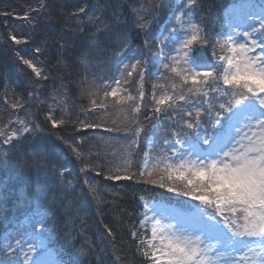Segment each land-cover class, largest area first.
<instances>
[{"label": "trees", "instance_id": "trees-1", "mask_svg": "<svg viewBox=\"0 0 264 264\" xmlns=\"http://www.w3.org/2000/svg\"><path fill=\"white\" fill-rule=\"evenodd\" d=\"M18 1L22 3V13L14 7L16 0L0 3V38L24 41L17 44L16 56L34 64L41 78L35 82V132L10 144L6 157L0 158V233L2 223L23 216L36 190L43 185L45 197L40 202L46 211L47 241L61 264H149L138 243L144 237V200L171 203L180 196L146 183L150 178L146 174L141 177L140 171L157 124H167L185 113L168 108L157 115L151 77L143 76L144 96L139 112L129 123L118 124L111 115L99 112V107L89 111L92 98L88 83L94 68L117 65L124 45L140 57L151 48L157 53L159 35L174 11V0H164L154 9L146 31L139 29L140 21L132 18L139 0ZM237 1L195 0L197 25L207 38L206 47L193 52L198 62L214 63V46L225 39V12ZM31 8L35 14L25 17V11ZM23 17L28 21L18 26L16 19ZM89 18L96 24H90ZM152 70L151 66L147 73L150 75ZM7 91L23 103L29 101L21 78L0 47V96ZM56 95L63 102L59 109H53ZM188 99L193 104L190 117H195V104L204 103L203 97ZM221 99L226 103L228 97ZM209 109L200 108V118L207 137L213 138L223 126H217L214 118L224 121L228 113L217 102ZM61 120L64 123L52 127V122ZM137 128L141 129L139 135ZM128 132L133 136V146L123 169H119L121 161L114 156L119 155L118 147L126 139L121 133ZM107 133H111L109 139L113 135L120 138L116 141L120 146L98 143L96 138ZM72 148L80 153L79 158ZM117 175H128L129 179L117 180ZM44 176L48 181L42 184ZM106 176L113 178L105 179Z\"/></svg>", "mask_w": 264, "mask_h": 264}, {"label": "snow or ice", "instance_id": "snow-or-ice-1", "mask_svg": "<svg viewBox=\"0 0 264 264\" xmlns=\"http://www.w3.org/2000/svg\"><path fill=\"white\" fill-rule=\"evenodd\" d=\"M194 3L195 0H188L187 6L191 7ZM153 10L143 5L135 10L140 21L137 26L142 31L148 29L150 16L146 19L140 12L149 15ZM176 19L181 21L184 34L175 37L173 54L168 55L166 58L169 62L162 65L168 73L162 79H175L169 84L171 92L164 91L160 96L154 94L155 113L159 115L168 108H175L178 102L192 103L189 96H201L204 104L209 105V93H214L228 97L226 103H219L218 107L230 114L227 117L230 121L229 131L235 129L237 136L228 139L223 147L197 159H190L192 153L188 150H185L187 154L173 151L159 159H149L145 154V166L140 176L147 174L150 179L146 183L187 197L202 208L193 214V223L188 228L179 229L165 218L149 216L146 211L141 224L148 222L147 236L141 237L138 242L142 245L140 251L151 264H220L225 257L228 258L226 264H264V111H260L264 110V16L249 23L250 30L233 31L219 41L213 49L214 63L207 65L193 57L196 48L207 45L203 30L191 21L184 27L180 15ZM10 39L15 44L24 43L14 37ZM21 63L27 65L37 78H41L40 70L28 60L22 59ZM125 68L129 78L136 73L142 81L144 68L139 60ZM120 83L117 78L116 86L106 85L111 90L104 91L99 97V104L92 100L89 111L108 107L105 100L111 98L116 106L133 102L131 111L138 113L137 97L127 94V89L121 88ZM154 87L164 89L165 85L160 83ZM121 92L126 94L121 95ZM143 96L141 84L139 98ZM185 115L191 116L192 113L186 111ZM201 115V111L196 109L195 123L185 122L184 127H198V117ZM48 119L51 122V116ZM20 123L23 125L24 122ZM61 123L64 121L52 122V127L56 128ZM28 131L27 127L22 128V133ZM140 131L137 128L136 134L139 135ZM2 135L4 132L0 129ZM16 138L14 133L9 132L5 142ZM176 142L182 143L179 139ZM204 142L208 143L207 140ZM72 151L79 158L80 153L75 148ZM154 174L158 179H151ZM115 179H129V176L117 175ZM205 209H211V212ZM221 222L226 232L221 230ZM24 240L29 242L26 249H21L22 255L18 259L28 264L38 245L30 238L22 237L15 241V248H20ZM245 240L257 242L259 249L245 243ZM222 247L231 248L232 251H221ZM14 250L9 247L7 251L10 253Z\"/></svg>", "mask_w": 264, "mask_h": 264}, {"label": "rangeland", "instance_id": "rangeland-1", "mask_svg": "<svg viewBox=\"0 0 264 264\" xmlns=\"http://www.w3.org/2000/svg\"><path fill=\"white\" fill-rule=\"evenodd\" d=\"M2 1L5 2L6 0H0V3ZM162 1L164 0H139V6L137 9H140L142 5L155 9L162 3ZM13 3L15 9L19 13H22L23 9L21 1L16 0V2ZM187 4L188 0H174V11L159 35V48H157V53L154 48H151L143 52V55L140 57V54H137L133 50H128V48L124 45L120 48V60L117 65L113 67L105 65L96 69L94 68L95 73L90 76L88 83L89 94L92 100H96V103L99 104V97L103 95L104 91L111 90V87L106 88L105 86H116L115 81L117 78H119L121 82L120 87L127 89V94L137 97L135 103H138L139 106H141V101L143 98H139V92L141 90V82L144 81L145 78L140 81V77L136 73H134L133 76L129 78L127 76V69L125 68L126 65L130 66L137 60L141 62V65L145 70V75L143 76H148L149 78L151 77L150 80L152 81V86L156 96L162 95L164 91L171 92L169 84L170 81L174 80L175 78L168 77V79H162V77L168 76V73L164 71L162 65L164 63H168L169 61L166 57L173 54V49L176 46L175 37H182L184 34L181 30V21H178L176 17L178 15L182 17L184 27H187L188 21L197 24L195 4H193L191 7H188ZM153 13L154 10L149 15H145L144 12H140V15L145 16V18H149V16H151ZM29 14H35L33 8H31L29 11H25L24 16L26 17ZM261 16H264V0H238L236 3H233L227 8L225 12V38L233 31L250 30L248 29L249 23L258 20ZM25 17L22 19H16L18 21V26H23V23L28 21ZM132 18L139 22L137 20V13ZM88 20L90 24H96V22L91 18ZM100 23L102 24V22ZM237 39L242 38L237 37ZM16 46L17 44L13 43L10 37L3 39L0 38L1 50L11 61L15 71L21 78V81L29 95V101L23 103L18 96H14L10 91H7L0 96V129H2L4 132V135L0 136V154H2L0 155L1 159L6 157L10 144L20 140L22 137L28 134L35 132V128L33 126V111L36 102L37 87L35 82L37 76L30 68L27 67V65L21 63L22 59L20 56H16V53L18 54ZM33 66L35 67L34 64ZM151 66L153 67V70L149 75L147 72ZM158 77L161 79H158ZM138 81L140 83H138ZM160 83L165 85L164 89L154 87V85ZM144 84H147V80ZM125 94L126 93L121 92V95ZM53 100V109L61 108L63 102L61 101L60 97L56 95L53 97ZM220 100H222L221 96H217L214 93H209V105L196 102L195 106L196 109L204 107H210L211 109V106H215V102L218 104L222 103ZM105 103L109 106L104 109L101 108L99 112L111 115L110 118L114 121H118V124L129 123L132 120L133 113L131 108L133 106V102H130L128 105L116 106L114 100L108 98L105 100ZM192 106L193 104L191 105L189 103L178 102L174 110L180 111L181 113H185L186 111L191 112L189 108ZM229 115L230 114L228 113L224 121L222 118H214L213 121L217 126L223 124V131L220 132V134L218 133L215 135L213 138L207 137L206 127L204 126V122L200 117H198L200 120L199 126L194 127L193 129L184 127L185 122L195 123V119H197L196 117H190L189 115H181L179 116V119L173 118L171 121H168L167 124L162 122L158 123L157 127L151 133L152 137L150 139V146L147 153L148 158L151 159L152 157H155L159 159L166 155H170L173 151L185 152V154H187L185 150H188L192 153L189 156L190 159H197L199 157L209 155L214 149L223 147L228 139L237 136L235 129L229 131L230 121L227 119ZM223 116L224 115L222 114V117ZM125 117H127V119H125ZM20 121L24 122L23 125H21ZM208 122H210V119ZM109 123V120L106 121V124ZM130 125L132 127L133 124ZM23 127H27L29 131L22 133ZM114 128L117 129V125H115ZM164 128H166L167 131H162ZM242 130L247 131V129ZM9 132L14 133L17 138L15 140L5 142ZM174 133L175 136L173 135ZM104 135L105 137L96 138L98 143H110L120 146V144H118L119 142H116L119 141L120 138L118 139V137H114L113 135L112 139H109L111 133ZM121 135L125 136L126 139L121 137V140L125 139L124 144H121V147H118V151H120V153L117 156L119 157L114 156L116 160L121 161L120 165H117V168L119 169H123L125 159L131 147L133 146V136L131 132L126 134L121 133ZM200 137H203L204 139H200ZM177 139L181 140L182 143L178 144L176 142ZM204 140H207L208 143H205ZM230 146L231 145H229V147ZM224 150H227V148ZM154 177H156L155 174L152 178L154 179ZM46 181L48 180L46 176H44L42 178V184L47 183ZM42 186L36 190L34 195L35 197L31 201V206L27 207L28 209H26L25 213L19 220H11L2 223L3 231L0 233V264H24V262L19 260L18 257L22 255L21 249H26L29 240H24L20 248H15V241L17 239H21L22 237H28L31 239V241H35L38 245L35 252L31 254L28 264H61L60 259L49 247L47 241L49 232H47L45 225L46 211L40 202V200L45 197V192L43 191ZM176 197L177 196H175V198ZM201 208V205L197 204L195 201L189 200L184 196H180L177 201H172L171 203L145 199L144 211L141 215V220L144 219V214L147 211L149 216H156V218L163 217L167 222L171 223L177 229L181 227L188 228L193 223V214ZM152 209H154V211ZM205 211L211 212V209H205ZM216 219L219 220V217ZM204 222L207 223L206 220ZM141 226L144 231V237H146L148 222L146 221L143 225L141 224ZM221 230L226 232V230L222 228V222ZM244 242L250 243L254 248L257 249L260 247L257 242H249L247 240ZM9 247L14 248L15 250L9 253L7 251ZM220 250L224 252L232 251L231 248L223 247ZM227 259V257L222 259L220 264H226ZM149 264H151V262Z\"/></svg>", "mask_w": 264, "mask_h": 264}]
</instances>
